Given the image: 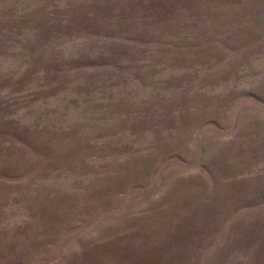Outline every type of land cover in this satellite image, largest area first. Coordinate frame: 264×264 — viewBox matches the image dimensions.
I'll return each mask as SVG.
<instances>
[{"label": "rangeland", "instance_id": "rangeland-1", "mask_svg": "<svg viewBox=\"0 0 264 264\" xmlns=\"http://www.w3.org/2000/svg\"><path fill=\"white\" fill-rule=\"evenodd\" d=\"M0 264H264V0H0Z\"/></svg>", "mask_w": 264, "mask_h": 264}]
</instances>
